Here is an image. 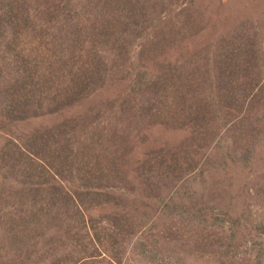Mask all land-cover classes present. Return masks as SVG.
<instances>
[{
	"label": "trees",
	"instance_id": "16d2710c",
	"mask_svg": "<svg viewBox=\"0 0 264 264\" xmlns=\"http://www.w3.org/2000/svg\"><path fill=\"white\" fill-rule=\"evenodd\" d=\"M70 2L0 0V258L5 264H264L263 190L254 187L253 203L248 196L241 203L235 189L227 204L211 200L224 175L230 186L237 175L246 186L263 170L253 168L264 164L262 138L233 152L225 150L228 136L218 133L206 156L201 146L179 156L176 144L170 155L169 142L157 138L149 149L155 128L189 135L197 124L189 117L174 125L153 120L163 111L153 103L165 97L144 86L153 87L159 58L118 59L105 85L103 71L111 68L90 58L97 45L81 40L86 30L35 22L43 14L73 18ZM77 55L86 58L79 66ZM207 94L218 112L215 92ZM137 96L141 101L126 108ZM171 98L178 103L177 95ZM244 109L241 123L252 115ZM263 120L258 116L256 126ZM38 121L44 123L32 131L23 127ZM119 140L123 149L113 148Z\"/></svg>",
	"mask_w": 264,
	"mask_h": 264
},
{
	"label": "rangeland",
	"instance_id": "374dc122",
	"mask_svg": "<svg viewBox=\"0 0 264 264\" xmlns=\"http://www.w3.org/2000/svg\"><path fill=\"white\" fill-rule=\"evenodd\" d=\"M70 8L74 14L71 19L43 14L35 22L45 28L68 23L66 25L86 30L81 40L88 39L97 45L90 58L99 59L105 68H111L103 71L105 85L111 84L114 63L118 59L128 55L140 57L144 62L159 58L158 72L151 78L153 87L144 86L151 95H161L162 101L165 97L164 102L153 103L163 109L153 120L162 125L173 121L174 125L181 120L180 123L187 122L189 117L197 124L198 131L189 135L170 131L168 125V129L155 128L148 141L149 149L154 147L152 143L157 138L169 142L164 152L170 155L174 152L172 145L176 144L179 156L198 146L206 156L219 139H216L218 133L228 136L225 150L233 152L243 150L260 138L264 142V120L258 127L255 122L258 116H264V110H260L264 107V0H71ZM74 59L79 62L78 66L86 60L78 55ZM209 91L215 92L218 112L214 103L206 98ZM175 95L178 103L170 100ZM140 99L139 96L136 100L131 98L126 108L130 109ZM112 105L113 100L105 103L109 110ZM118 107L121 109V104ZM245 107H248L246 113L250 110L252 115L241 123ZM150 110L156 113L155 109ZM121 116L127 121L122 114L120 119ZM43 123H25L23 127L32 131ZM120 142L111 146L122 148ZM124 145L126 149L131 146ZM217 156H220L219 151L212 154V160ZM214 166H219V162ZM253 168L263 170L253 174L246 186L238 175L233 180L234 186H230L231 180L224 175V185L211 200L215 198L214 201L227 204L235 189L240 193L241 203L245 196L253 203L251 196H256L255 186L263 190L260 198L263 200L264 164L256 163ZM6 262L0 260V264Z\"/></svg>",
	"mask_w": 264,
	"mask_h": 264
}]
</instances>
